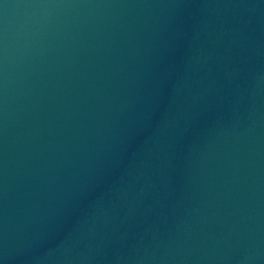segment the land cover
<instances>
[{
  "label": "water",
  "instance_id": "1",
  "mask_svg": "<svg viewBox=\"0 0 264 264\" xmlns=\"http://www.w3.org/2000/svg\"><path fill=\"white\" fill-rule=\"evenodd\" d=\"M0 264H264V0H0Z\"/></svg>",
  "mask_w": 264,
  "mask_h": 264
}]
</instances>
